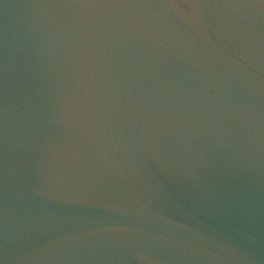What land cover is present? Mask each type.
Instances as JSON below:
<instances>
[{
  "label": "water",
  "instance_id": "1",
  "mask_svg": "<svg viewBox=\"0 0 264 264\" xmlns=\"http://www.w3.org/2000/svg\"><path fill=\"white\" fill-rule=\"evenodd\" d=\"M0 264H264V0H0Z\"/></svg>",
  "mask_w": 264,
  "mask_h": 264
}]
</instances>
